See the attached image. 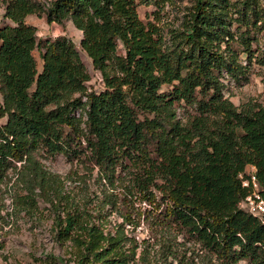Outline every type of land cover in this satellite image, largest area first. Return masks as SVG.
Returning <instances> with one entry per match:
<instances>
[{
  "label": "trees",
  "instance_id": "trees-1",
  "mask_svg": "<svg viewBox=\"0 0 264 264\" xmlns=\"http://www.w3.org/2000/svg\"><path fill=\"white\" fill-rule=\"evenodd\" d=\"M151 1L161 16L174 0H0V187L24 190L32 207L37 197L61 205L60 176L41 162L61 154L97 169L98 204L124 225L174 231L204 247L206 264H264V223L241 206L249 189L239 178L252 165L264 186V104L225 96L227 79L242 85L264 68V0H193L167 33L140 20ZM33 14L82 33L102 90L88 91L68 37H37L25 21ZM62 211L55 236L72 242L73 264H137L126 237L106 238L86 215Z\"/></svg>",
  "mask_w": 264,
  "mask_h": 264
},
{
  "label": "rangeland",
  "instance_id": "rangeland-1",
  "mask_svg": "<svg viewBox=\"0 0 264 264\" xmlns=\"http://www.w3.org/2000/svg\"><path fill=\"white\" fill-rule=\"evenodd\" d=\"M48 6L50 0H37ZM193 0H174L166 5L161 14L152 4H141L138 8L140 20L146 25L152 23L167 33L168 27H177L182 14L189 11ZM179 12V13H178ZM4 13V5L0 3V22ZM176 16L180 17L177 20ZM25 21L36 27L38 38L65 35L74 44L84 63L90 81L87 83L88 91L98 92L103 89L100 73L92 67V61L87 53L82 51L80 42L82 33L75 29L70 20L61 24L47 23L43 14L28 15ZM37 66L40 69L42 60L38 50L33 51ZM245 60V55H243ZM225 96L229 97L235 105L249 101L264 104V68L255 66L248 81L242 85L231 79L226 80ZM164 89V88H163ZM79 97L75 95L74 98ZM1 100V97H0ZM178 117L184 120L185 112L177 109ZM80 120L83 128L85 116L81 112L74 114ZM0 118V124L5 122ZM41 162L52 172L60 176V190L64 199L61 205L50 204L41 197L35 199V206L27 201L26 192L16 186L3 184L0 187V264H73L70 261L76 249L72 242L60 241L56 238L58 218H63V208L77 210L89 222L98 226L104 237L121 238L125 245L126 254H132L137 264H206L208 257L203 246L182 238L174 231H167L154 227V224L136 219V225H124L118 213L110 207L102 209L98 204L101 199L103 182L98 179L97 169L92 172L76 162L68 161L61 154L50 155ZM14 179H12L13 181ZM107 185L109 193L118 195L119 190ZM17 195L15 199L14 195ZM64 202H68L65 204ZM135 207L141 210L150 209L146 202H135ZM244 262L242 261L241 264Z\"/></svg>",
  "mask_w": 264,
  "mask_h": 264
},
{
  "label": "built area",
  "instance_id": "built-area-1",
  "mask_svg": "<svg viewBox=\"0 0 264 264\" xmlns=\"http://www.w3.org/2000/svg\"><path fill=\"white\" fill-rule=\"evenodd\" d=\"M239 178L244 187L249 189V194L241 201V206L264 223V186L257 180L256 167L248 166L245 172L239 174Z\"/></svg>",
  "mask_w": 264,
  "mask_h": 264
}]
</instances>
